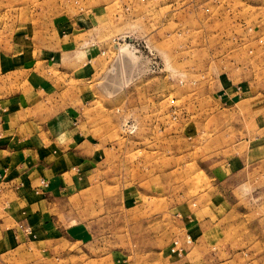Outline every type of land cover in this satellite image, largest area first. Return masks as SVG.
I'll return each instance as SVG.
<instances>
[{
	"label": "rangeland",
	"instance_id": "obj_1",
	"mask_svg": "<svg viewBox=\"0 0 264 264\" xmlns=\"http://www.w3.org/2000/svg\"><path fill=\"white\" fill-rule=\"evenodd\" d=\"M0 39L114 148L87 214L103 245L40 264H264V0H0Z\"/></svg>",
	"mask_w": 264,
	"mask_h": 264
},
{
	"label": "crops",
	"instance_id": "obj_2",
	"mask_svg": "<svg viewBox=\"0 0 264 264\" xmlns=\"http://www.w3.org/2000/svg\"><path fill=\"white\" fill-rule=\"evenodd\" d=\"M42 61L0 39V257L32 264L61 260L68 246L103 245L95 235L100 222L88 215L115 175L105 167L114 148L92 139L83 110L79 129L70 124L74 112ZM110 205L120 213L112 227L121 228V210ZM121 207L128 211L125 201Z\"/></svg>",
	"mask_w": 264,
	"mask_h": 264
},
{
	"label": "built area",
	"instance_id": "obj_3",
	"mask_svg": "<svg viewBox=\"0 0 264 264\" xmlns=\"http://www.w3.org/2000/svg\"><path fill=\"white\" fill-rule=\"evenodd\" d=\"M194 240L190 234H186L183 238H174L169 246V253L181 258L187 252L188 248L193 244Z\"/></svg>",
	"mask_w": 264,
	"mask_h": 264
}]
</instances>
